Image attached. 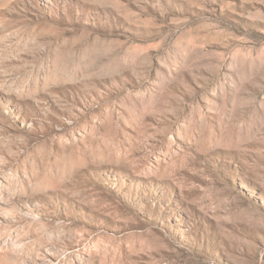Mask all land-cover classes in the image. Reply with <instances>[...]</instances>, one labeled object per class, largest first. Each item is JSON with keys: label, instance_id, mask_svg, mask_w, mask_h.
<instances>
[{"label": "rangeland", "instance_id": "rangeland-1", "mask_svg": "<svg viewBox=\"0 0 264 264\" xmlns=\"http://www.w3.org/2000/svg\"><path fill=\"white\" fill-rule=\"evenodd\" d=\"M0 264H264V0H0Z\"/></svg>", "mask_w": 264, "mask_h": 264}, {"label": "bare ground", "instance_id": "bare-ground-1", "mask_svg": "<svg viewBox=\"0 0 264 264\" xmlns=\"http://www.w3.org/2000/svg\"><path fill=\"white\" fill-rule=\"evenodd\" d=\"M146 104H147V103H146ZM144 106H145V105H144ZM51 179H52V178H51ZM51 182L53 183V181H52V180H51ZM44 184H45V185H46V184L48 185V182H44Z\"/></svg>", "mask_w": 264, "mask_h": 264}]
</instances>
